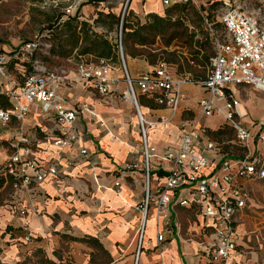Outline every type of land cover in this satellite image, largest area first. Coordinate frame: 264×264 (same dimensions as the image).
Here are the masks:
<instances>
[{
    "label": "crops",
    "instance_id": "1",
    "mask_svg": "<svg viewBox=\"0 0 264 264\" xmlns=\"http://www.w3.org/2000/svg\"><path fill=\"white\" fill-rule=\"evenodd\" d=\"M101 2L116 3L119 8L115 10L118 11L125 2L131 18L141 23L151 14L165 17L166 5L162 0ZM91 3L82 4L83 15H78V20L94 12L95 7ZM174 3L180 2L171 4ZM62 18L66 19L67 15ZM174 19L177 18L171 20ZM178 19L181 20V17ZM211 40V33H207L203 42ZM131 41L136 53L125 50L123 59L127 61L132 76L151 72L163 61L174 76L188 75L192 79V82L181 85L183 98L175 109L159 104L156 94L139 93L142 95L139 110L146 119L156 121L147 132L148 143L157 152L151 159V188L154 190L164 181L170 163L162 158V153L177 147L181 123L203 129L196 146L209 160L205 173L217 170L224 158L240 157L243 149L225 121L222 111L224 100L217 101L219 109L210 116L203 115L199 105V100L206 95L200 81L210 67L212 51L204 53L200 48L204 45L199 41V48L187 54L188 50L175 37L168 43H161L158 35L152 43ZM79 43L56 54L60 63L56 69L63 70L65 75L58 90L68 106L79 111L70 128V134L76 138L65 144L54 143L59 130L51 112L31 110L21 123L13 120L7 127L0 126V167L13 150L9 146L10 140L19 133L30 139L32 156L40 165H57L56 173L41 182L32 181L19 187H14V182H8L13 194L10 204L0 210V252L11 263L41 251L47 252L56 264H96L92 262L96 252L105 255L109 261L99 264H110L112 260H117L119 264H134L135 261L142 219L140 202L144 193L142 141L136 111H133L131 101L123 97V71L104 58L99 61L107 63L110 75L116 78L106 93H100L93 81L77 77V64L90 62L82 59L89 53L81 54ZM166 54L173 58L165 59ZM246 89L251 91L243 98L240 90ZM226 92L239 99V107L244 113L241 118L243 125L256 131V123L264 109L262 93L249 85H231ZM83 104L89 105L91 110H82ZM210 142L213 147L206 148ZM81 149L86 153H80ZM130 163L137 166L126 167ZM244 180H240L243 186ZM116 181L119 185L113 188ZM185 193V190H180L176 195L183 196ZM180 207L196 213L195 220L184 233L180 231L178 222ZM22 209L25 210L23 214L20 213ZM204 221L201 208L194 203L182 206L173 202L166 218L158 216L151 206L145 220L137 264H156L159 260L164 264H212L206 256L197 252L193 240H187L189 236L204 237ZM148 222L150 226L147 228ZM161 233L163 240L159 243L157 235ZM237 248L236 261L258 264L251 252L243 248L240 239Z\"/></svg>",
    "mask_w": 264,
    "mask_h": 264
},
{
    "label": "built area",
    "instance_id": "2",
    "mask_svg": "<svg viewBox=\"0 0 264 264\" xmlns=\"http://www.w3.org/2000/svg\"><path fill=\"white\" fill-rule=\"evenodd\" d=\"M195 0H162L168 6L173 2ZM123 15V14H122ZM225 36L215 38V51L210 59V67L205 78L200 81L206 95L199 100L201 112L212 115L219 109L218 100L223 99L222 111L226 123L233 129L236 142L243 153L235 159L224 158L220 167L211 173H205L209 160L203 150L196 146L203 129L192 124L181 123L179 142L176 148L167 149L162 158L170 163V168L162 184L151 188V159L157 155L155 147L147 140L148 128L156 121L146 119L136 99L135 91L141 94H156L159 104L175 109L183 98L181 85L192 82L188 75L174 76L160 62L151 72L132 76L123 64L125 90L123 97H131L142 146V176L144 193L140 202L142 219L138 229V242L134 264H137L145 220L152 206L158 216L168 217L171 204L188 206L195 204L201 208L205 221L204 237L193 240L199 254L206 256L212 264H247L236 261L238 251V215L247 200L246 190L241 179L253 180L264 177V109L252 131L243 125V112L240 101L226 90L230 86L249 85L260 91L264 98V0H222L217 15ZM39 40L27 41L10 50H0V95L9 103L0 107V126L7 127L13 120L21 123L31 110L51 112L58 124L59 136L56 144L69 143L76 136L70 134L78 110L68 106L64 95L58 90L65 79L64 71L50 69L32 58L39 49ZM121 58L122 46L119 40ZM77 77L93 81L100 93H106L115 83L110 68L104 61L98 63L81 61L76 67ZM82 110H91L83 104ZM92 114H94L92 112ZM9 146L13 149L5 159L0 170L14 177V187L27 186L43 181L48 175L56 173V163L40 165L32 156L30 139L19 133L12 138ZM213 144L207 143L206 148ZM80 153L85 154L84 149ZM130 163L126 167L135 168ZM119 182H114L113 188ZM185 190L183 196L176 195ZM25 213V210H20ZM163 240V234L157 235V241ZM156 264H164L159 260Z\"/></svg>",
    "mask_w": 264,
    "mask_h": 264
},
{
    "label": "rangeland",
    "instance_id": "3",
    "mask_svg": "<svg viewBox=\"0 0 264 264\" xmlns=\"http://www.w3.org/2000/svg\"><path fill=\"white\" fill-rule=\"evenodd\" d=\"M88 0H0V50L10 51L27 41L39 40V49L35 51L32 58L39 60L40 64L50 69L59 68L60 63L56 58L57 53L65 52L71 45L64 43L67 33L60 32V18L63 15L73 16L78 11L82 16V4ZM186 3L184 6L182 4ZM95 10L87 16L85 21L89 24L87 27L106 38H111L112 42L121 39V17L125 11H128L125 2L120 5V10L116 3L98 2L91 3ZM175 4V3H174ZM222 0H195L189 2H180L178 6L173 4L165 6V16L180 18V24L170 26L160 35L161 43L167 40L173 32L176 40L186 48L187 54L196 51L200 43L204 45L201 50L204 53L215 51V38L223 39L225 36L224 28L217 20L218 10ZM101 11V15L97 12ZM108 13L115 15V20L108 16ZM131 16V15H130ZM98 18L94 23L93 19ZM80 21L82 19L79 18ZM80 24L77 25V30ZM212 31H211V30ZM193 33V36H190ZM207 33H211V42H203ZM196 34V36H195ZM159 36V35H158ZM156 36H150L149 39L156 40ZM203 42V43H202ZM122 44L123 58L125 50L136 53L132 41L128 44ZM80 48V47H79ZM165 59H172V55H164ZM82 59L91 63H98L99 57L85 54ZM109 64L123 71V64L130 73V68L125 59L122 60L118 47L117 53L113 58H104ZM163 62V61H161ZM125 84V82H124ZM250 89L240 90L245 95H249ZM137 103L140 104L141 96L135 91ZM131 107L134 111L133 102ZM0 105L8 106V102L0 96ZM244 188L247 193V200L244 208L238 215V239L242 246L251 252L252 258L258 264H264V177L260 179L244 180ZM12 186L2 181L0 184V210L10 204L12 200ZM181 214L178 215L180 231L186 232L190 224L196 218V213L185 207H180ZM150 223L146 224L148 228ZM1 251V249H0ZM92 262L108 263L105 255L96 252ZM0 264H56L47 252L41 251L33 254L30 258L22 259L16 263H11L4 259L0 252ZM110 264H119L117 260H112Z\"/></svg>",
    "mask_w": 264,
    "mask_h": 264
},
{
    "label": "trees",
    "instance_id": "4",
    "mask_svg": "<svg viewBox=\"0 0 264 264\" xmlns=\"http://www.w3.org/2000/svg\"><path fill=\"white\" fill-rule=\"evenodd\" d=\"M104 0H88L87 2L98 3ZM186 3L182 4L184 6ZM178 6V4H173ZM101 15V11L97 12ZM108 16L115 20V15L108 13ZM131 13L125 11L121 17V39L120 41L125 45L129 40L139 42L144 44V42L152 43L153 40L149 39L150 36L161 35L170 26L180 24V20H171L169 16L161 17L155 14L148 16L144 23H141L138 19L133 20L131 18ZM93 22H98V18H94ZM80 24V28L77 30V25ZM89 24L85 20H78V11L73 16H67L66 19L60 18V32L64 31L67 33V37L64 43L75 46L77 42L79 43L80 53H89L95 55L99 58H113L118 50L119 45L117 42H112L108 40L105 36L94 32L88 28ZM174 32L167 38V43L169 40L174 38ZM122 46V44H121ZM2 96V95H0ZM0 107H4L0 105ZM2 181L14 182L15 179L10 174H6L4 171L0 170V184Z\"/></svg>",
    "mask_w": 264,
    "mask_h": 264
},
{
    "label": "bare ground",
    "instance_id": "5",
    "mask_svg": "<svg viewBox=\"0 0 264 264\" xmlns=\"http://www.w3.org/2000/svg\"><path fill=\"white\" fill-rule=\"evenodd\" d=\"M128 99L131 101V97L128 96Z\"/></svg>",
    "mask_w": 264,
    "mask_h": 264
}]
</instances>
